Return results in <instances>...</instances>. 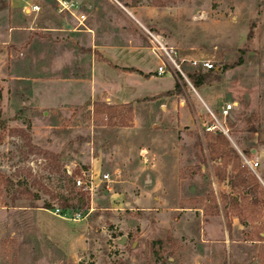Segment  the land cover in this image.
Returning <instances> with one entry per match:
<instances>
[{
  "label": "rangeland",
  "instance_id": "rangeland-1",
  "mask_svg": "<svg viewBox=\"0 0 264 264\" xmlns=\"http://www.w3.org/2000/svg\"><path fill=\"white\" fill-rule=\"evenodd\" d=\"M88 28L151 69L145 29L159 33L185 77L169 71L139 92L178 88L112 118L106 102L58 108L77 81L63 78L120 70ZM204 58L218 71L194 86L186 69ZM0 89V264H264V0H0ZM221 132L239 162L211 158Z\"/></svg>",
  "mask_w": 264,
  "mask_h": 264
},
{
  "label": "crops",
  "instance_id": "crops-1",
  "mask_svg": "<svg viewBox=\"0 0 264 264\" xmlns=\"http://www.w3.org/2000/svg\"><path fill=\"white\" fill-rule=\"evenodd\" d=\"M30 12H34L36 10H33L32 8H28ZM82 24V23H81ZM34 30V29H33ZM68 30H72L73 35H77L78 32H83L82 29H66V28H58V27H44V31L47 32H67ZM86 33H88V38L91 41V47L90 50L93 53H97L98 55H101L102 57L108 59L109 62H111L113 65H117L121 68L118 72L115 71V69H103V74H105L103 77L100 78L99 72H96L95 75L91 72L90 75L86 77H77L74 79H71L70 77H65L62 80H77L76 83L70 84L71 88H65L66 93V99L65 102L61 104H57L54 106H57L58 108H68L71 107L73 102L76 104L86 105L88 110H92L95 107V102H106L107 105H126L130 104L134 99L136 98H142V97H154L158 96L161 93L165 92L168 89L173 88L175 85V82L173 85H171L169 88H161L159 90H156L155 92H152L151 94H141L139 90L145 86L148 85L152 81L158 80V78H162L164 75H158L155 71L156 68H149L147 66V62L142 60L143 64L146 68H143L140 65H131L130 62L132 61V47L131 46H117L115 44H101L100 42L96 41V34L94 30L91 28L87 29ZM85 32V31H84ZM53 34V33H51ZM63 34V33H62ZM67 35V33H64ZM122 53V54H121ZM94 59V58H93ZM139 60V59H137ZM95 64L99 67V60L94 59ZM134 68L140 70L142 73H138L136 71H126L122 68ZM170 73V72H169ZM115 77L118 79L112 80L111 78ZM76 86V87H75ZM56 92H52V95L54 96ZM63 96V95H61ZM100 97V99H97ZM162 97H158L156 100H160ZM80 100L82 102H80ZM126 128H132V127H126ZM146 147L145 145L142 146V149L140 150V153L143 154L145 157L147 154V150H144ZM102 160L101 152L100 156H97L94 158V166L96 167L97 164ZM147 159L144 158V162H146ZM148 162V161H147ZM100 165V164H99ZM152 163H148V165H142V161H140L139 170H146V168H150L151 170H154ZM117 181V180H113ZM114 195L120 196L119 193H114ZM121 200V199H119ZM122 203V202H121ZM120 208V207H119ZM173 209V208H171Z\"/></svg>",
  "mask_w": 264,
  "mask_h": 264
},
{
  "label": "trees",
  "instance_id": "trees-1",
  "mask_svg": "<svg viewBox=\"0 0 264 264\" xmlns=\"http://www.w3.org/2000/svg\"><path fill=\"white\" fill-rule=\"evenodd\" d=\"M104 61L108 62V59L104 58ZM115 66V65H114ZM117 66V65H116ZM118 68H121L119 66H117ZM229 66H222L220 72H223L224 70H226ZM126 71H136L138 73H142L140 70L138 69H134V68H127L124 67L122 68ZM218 69L213 68V69H209L206 71H202V67L200 65H198L196 67L195 70H192L191 68L186 69V73L188 78L190 79V81L193 83L194 86H201L202 84L212 80V76L214 75V72H217ZM176 88L179 87V84L175 85ZM0 97H1V89H0ZM122 106L120 105H104V108L106 109V114L109 118H112L114 115L115 111H118ZM116 113V112H115ZM212 141L208 144L209 148L211 149V158H220L221 160L224 158L227 159V161L229 159H231L232 157L235 158V160L237 162H239L240 160V156L239 154L230 147V143L228 138L221 132V133H216V136H212ZM237 166L233 165V170H236V175L234 177V179H230L231 183L233 184V181H237L236 179L239 178V172H241L240 170L236 169ZM244 169H242L243 171ZM252 178V177H251ZM251 180H254V178H252ZM241 183L246 184L245 180L242 178L240 179ZM20 196H25V198H29L31 196H33L34 199L38 198V195L35 193H31L28 189H22L19 190ZM214 200V199H213ZM151 245H162V241L161 240H154L151 242Z\"/></svg>",
  "mask_w": 264,
  "mask_h": 264
},
{
  "label": "built area",
  "instance_id": "built-area-1",
  "mask_svg": "<svg viewBox=\"0 0 264 264\" xmlns=\"http://www.w3.org/2000/svg\"><path fill=\"white\" fill-rule=\"evenodd\" d=\"M110 1L113 2V0ZM32 9L38 10L39 7L35 5L32 7ZM145 37L148 41V49L158 62L155 72L158 75H164L171 71L175 74H181L185 77L182 69V64L185 59L180 57L177 48L173 45H170L168 41H166L159 33L150 31L148 29H145ZM192 62L194 65H200L205 70L214 68L213 61L208 58L193 60ZM232 106L233 103H228L226 106H223L221 111L222 114L226 116ZM245 162L253 170L259 165L258 161L249 159H246ZM103 177L107 179L108 174H104ZM77 183L81 184L82 180L77 179Z\"/></svg>",
  "mask_w": 264,
  "mask_h": 264
}]
</instances>
